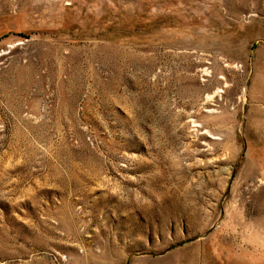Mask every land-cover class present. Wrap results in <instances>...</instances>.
Segmentation results:
<instances>
[{
    "label": "rangeland",
    "instance_id": "obj_1",
    "mask_svg": "<svg viewBox=\"0 0 264 264\" xmlns=\"http://www.w3.org/2000/svg\"><path fill=\"white\" fill-rule=\"evenodd\" d=\"M0 264H264V0H0Z\"/></svg>",
    "mask_w": 264,
    "mask_h": 264
},
{
    "label": "bare ground",
    "instance_id": "obj_2",
    "mask_svg": "<svg viewBox=\"0 0 264 264\" xmlns=\"http://www.w3.org/2000/svg\"><path fill=\"white\" fill-rule=\"evenodd\" d=\"M193 122H195V121H193Z\"/></svg>",
    "mask_w": 264,
    "mask_h": 264
}]
</instances>
